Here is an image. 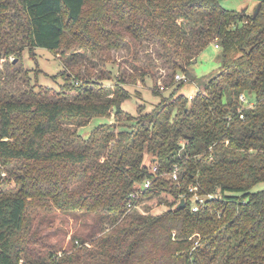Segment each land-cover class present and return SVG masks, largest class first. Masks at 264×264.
<instances>
[{
  "label": "trees",
  "instance_id": "1",
  "mask_svg": "<svg viewBox=\"0 0 264 264\" xmlns=\"http://www.w3.org/2000/svg\"><path fill=\"white\" fill-rule=\"evenodd\" d=\"M13 11L37 48L58 51L71 32L86 53L128 48L139 62L141 48L152 45L166 82L177 87L166 99L157 86L162 100L137 116L123 108L131 95L121 83L75 98L0 104V160L23 161L20 190L0 194V264H264V189L254 190L264 183V0L254 15L221 0H0V33ZM213 43L220 71L190 100L175 77L191 78ZM154 62L137 66L133 80L157 82ZM115 111L128 117L119 131L100 122L89 145L65 146L75 134L67 123L85 127ZM174 170L179 182L168 178ZM147 180L151 188L132 199ZM191 183L217 198L193 211ZM31 198L97 212L96 230L70 252L32 260L33 235L24 232ZM156 199L165 212L150 211L147 202Z\"/></svg>",
  "mask_w": 264,
  "mask_h": 264
},
{
  "label": "rangeland",
  "instance_id": "2",
  "mask_svg": "<svg viewBox=\"0 0 264 264\" xmlns=\"http://www.w3.org/2000/svg\"><path fill=\"white\" fill-rule=\"evenodd\" d=\"M221 3L227 9L253 15L259 0H221ZM11 15L10 21L3 23L5 24L3 25L4 33H0V49L3 52V58L0 61V104L6 101L55 100L64 94L69 98H75L79 94L86 93L88 88L114 89L121 83V86L131 95V98L124 102L123 108L127 113L137 116L140 107L146 112L153 110L160 103L162 97L155 96L153 92L157 86L160 87L166 99L177 87L173 79L166 82V69L159 66L157 52L152 45L141 48L142 57L139 62L135 60V51H129L128 48L114 49L108 54L99 53L95 56L91 51L86 53V48L71 41V32L67 33L64 45L58 51L37 48L29 43L24 28L19 27L20 21L16 18V12L13 11ZM220 53L221 49L213 43L190 67L191 78L179 72L178 74L184 76L185 79L182 81L185 83L178 93L191 96L190 100H193L198 92H205L210 79L220 71ZM149 54H152V58ZM152 59L155 60L154 75L159 76L157 82L153 78H147L146 82H143L140 77L133 80L131 74L136 72L137 66L143 65L144 68H150ZM66 73L69 75L66 76ZM76 76L79 77L78 81L74 79ZM73 81L74 86H72ZM167 84L171 86H166ZM113 95L114 91L110 96ZM127 118L124 115L117 116L115 111L109 118H91L85 127L67 123L65 127L67 132L69 134L75 132V134H70L74 139H69L65 146L69 149L86 147L90 144L91 136L100 122L106 121L107 124L103 127L106 132L109 127L119 131L120 124ZM101 136L102 134L100 138ZM22 166L23 161L13 160L4 164L3 160H0L1 195L16 193L20 190V183L17 180L18 175L23 173ZM5 178L7 180H4ZM262 189H264V183L257 185L254 190ZM163 197L168 202L173 201V198L167 194ZM147 203L151 206L150 211L155 214L168 209L157 199ZM142 210L144 212L148 210L144 204ZM98 220L97 212L86 213L79 209L70 212L59 209L52 200L46 202L31 198L25 215L24 232H27V238L33 235V240H28L32 260H37L40 255L45 256L49 261L47 256L50 250L56 251L59 255L63 251H72L79 243L78 240L87 238L93 227L98 225Z\"/></svg>",
  "mask_w": 264,
  "mask_h": 264
},
{
  "label": "built area",
  "instance_id": "3",
  "mask_svg": "<svg viewBox=\"0 0 264 264\" xmlns=\"http://www.w3.org/2000/svg\"><path fill=\"white\" fill-rule=\"evenodd\" d=\"M217 48H220L219 44H216ZM182 79H185L184 76L177 74L176 75V80L177 81H181ZM191 97V96H190ZM189 97V98H190ZM240 101L241 102H245L246 101V95L244 93H242L240 95ZM156 169V168H155ZM169 177L174 180L175 182H179L180 181V174L178 170H174L172 173H170ZM152 186V181L151 180H147L144 184H139L137 186V192L132 194V199L137 200L140 198V196L142 194L145 193L146 190H148L149 188H151ZM189 192L192 193V200H193V211H199L201 208H203L205 206V204L208 201L214 200L215 198H217L215 195L213 194H203L202 193V189L200 186H198L195 183H191L188 187ZM182 198H185V195H182ZM142 206L143 204L138 205L137 207L142 211ZM136 205L134 203H130L129 204V208H135Z\"/></svg>",
  "mask_w": 264,
  "mask_h": 264
},
{
  "label": "water",
  "instance_id": "4",
  "mask_svg": "<svg viewBox=\"0 0 264 264\" xmlns=\"http://www.w3.org/2000/svg\"><path fill=\"white\" fill-rule=\"evenodd\" d=\"M261 1H263V0H259V5L257 6V9H256V11L254 12V14L257 13ZM242 13H243V12H242ZM254 14H253V15H254ZM180 207H185V200H184V199L181 200Z\"/></svg>",
  "mask_w": 264,
  "mask_h": 264
}]
</instances>
